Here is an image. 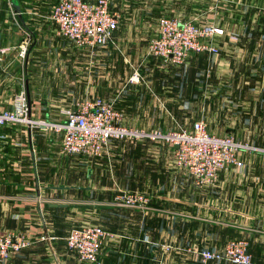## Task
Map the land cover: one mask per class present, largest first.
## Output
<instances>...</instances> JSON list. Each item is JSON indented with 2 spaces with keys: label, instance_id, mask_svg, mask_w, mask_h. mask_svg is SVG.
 <instances>
[{
  "label": "crops",
  "instance_id": "0c3cea01",
  "mask_svg": "<svg viewBox=\"0 0 264 264\" xmlns=\"http://www.w3.org/2000/svg\"><path fill=\"white\" fill-rule=\"evenodd\" d=\"M57 1L0 0V108L13 109L17 95L27 90L30 115L57 120L61 107L82 99L67 101L74 98L72 86L68 98L61 99L52 88L45 92L29 83L34 73L56 70L53 54L72 51V43L50 20ZM125 30L119 26L113 44L86 51L111 68V80L96 75L95 91L106 96L104 85L110 86L107 100L125 122L149 126L145 120L164 115L149 105L172 99L167 89L174 76L171 62L154 56L149 47H117ZM135 70L137 82L130 80ZM174 148L158 140H113L102 156L90 158L65 153L61 133L25 124L0 127V231L57 237L34 241L4 264H158L161 256L145 240L153 231V215L160 221L155 230L175 245L222 250L228 241L243 239L252 264H264V148L244 153L243 167L224 169L215 183L204 185L176 165ZM122 190L144 193L149 205L145 210L120 206ZM92 212L106 219L98 222ZM93 221L114 235L105 238L98 263L82 262L65 238L73 226ZM163 257L165 264H183L180 256Z\"/></svg>",
  "mask_w": 264,
  "mask_h": 264
},
{
  "label": "rangeland",
  "instance_id": "374dc122",
  "mask_svg": "<svg viewBox=\"0 0 264 264\" xmlns=\"http://www.w3.org/2000/svg\"><path fill=\"white\" fill-rule=\"evenodd\" d=\"M111 10L117 13L119 26L126 28L127 32L117 47L150 48L151 41L158 36V21L163 17L195 25L200 38L218 47L216 53L192 51L182 63H170L173 75L178 74L177 79L171 76L167 88L171 90L172 99L165 104L149 105L164 115L145 120V124H151L149 126L135 127L174 132L189 129L194 121L202 119L212 133L230 135L244 145L264 148V0H112ZM214 27L223 29V33L211 34L209 31ZM71 45L70 55L59 51L51 56L57 63L56 70L48 73L51 80L47 79L48 74L38 72L34 73V78L29 77L30 85L45 92L52 88L61 99L68 98L65 94L72 86L71 97L74 98L67 99L72 102L96 93V75H109L112 79L110 67L104 68L97 63L96 57L89 55L86 49L82 51ZM85 86L86 94L83 93ZM104 86L108 94H96L108 99L112 90L110 86ZM129 191L122 190L119 196ZM118 202L124 208L141 210L150 203L126 205L120 199ZM94 213L91 215L98 222L106 219V216ZM158 223L159 215H153V231L145 239L161 256L158 264H165L163 256L170 255L182 257L183 264H204L199 253L213 249L175 245L170 238L161 237L160 231L155 230L159 228ZM184 226L191 228L192 225ZM107 233L106 237L114 235Z\"/></svg>",
  "mask_w": 264,
  "mask_h": 264
},
{
  "label": "built area",
  "instance_id": "2783aa9c",
  "mask_svg": "<svg viewBox=\"0 0 264 264\" xmlns=\"http://www.w3.org/2000/svg\"><path fill=\"white\" fill-rule=\"evenodd\" d=\"M111 4L112 0H58L51 19L57 32L74 47L94 53L96 48L114 43L120 21L117 13L111 10ZM209 32L222 34L223 29L214 27ZM150 51L165 62L182 63L192 51L216 53L218 47L200 38L195 25L163 17L158 21V36L151 41ZM130 80L139 81L140 73L135 70ZM9 124H25L61 133L65 153L90 158L102 156L113 140L163 141L175 147L176 165L203 185L215 183L224 169L243 167L242 155L257 150V147L239 143L233 136L210 132L202 119L194 121L189 129L174 132L129 125L114 103L99 95L86 96L73 105L61 107L57 120H47L34 119L30 115L27 93L23 90L17 95L13 109L0 108V126ZM118 198L126 205L149 202L147 195L136 191L123 192ZM107 234L99 224H83L73 226L65 239L69 250L74 251L80 261L98 263ZM56 238L49 234L36 237L27 232L0 231V264L36 240ZM199 255L204 264L253 262L249 243L243 239L230 240L222 250H203Z\"/></svg>",
  "mask_w": 264,
  "mask_h": 264
},
{
  "label": "trees",
  "instance_id": "16d2710c",
  "mask_svg": "<svg viewBox=\"0 0 264 264\" xmlns=\"http://www.w3.org/2000/svg\"><path fill=\"white\" fill-rule=\"evenodd\" d=\"M13 1H15V0H13ZM57 3V2H56ZM55 3V4H56ZM55 6V5H54ZM53 10H54V7H53ZM52 13H53V11H52ZM52 13H51V15H52ZM50 20L53 22V20L50 18ZM53 24L55 25V27H56V24L53 22ZM56 30H57V27H56ZM101 48H103V47H98V48H96V49H101ZM78 49V48H77ZM60 111V110H59ZM10 125H19V124H9V125H5V126H0V127H6V126H10ZM21 125H23V124H21ZM91 225L92 224H96V223H90ZM90 224H87V225H90ZM81 225V224H80ZM83 225V224H82ZM78 226V225H77Z\"/></svg>",
  "mask_w": 264,
  "mask_h": 264
},
{
  "label": "water",
  "instance_id": "95a60500",
  "mask_svg": "<svg viewBox=\"0 0 264 264\" xmlns=\"http://www.w3.org/2000/svg\"><path fill=\"white\" fill-rule=\"evenodd\" d=\"M176 147H178V146H176Z\"/></svg>",
  "mask_w": 264,
  "mask_h": 264
}]
</instances>
